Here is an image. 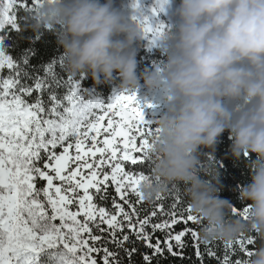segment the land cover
Returning <instances> with one entry per match:
<instances>
[{
  "label": "snow or ice",
  "instance_id": "6c2138e0",
  "mask_svg": "<svg viewBox=\"0 0 264 264\" xmlns=\"http://www.w3.org/2000/svg\"><path fill=\"white\" fill-rule=\"evenodd\" d=\"M40 3L0 0V29H17L18 13L32 17ZM165 27L145 17V38L154 43ZM47 72L53 74L51 65ZM19 75L0 48V264H167L169 257L180 264H247L253 236L224 242L221 255L220 241L200 240L190 205L143 200L145 177L126 165L152 149L155 130L136 93L105 103L69 75L58 99L45 97V80L24 85ZM122 102L134 105L117 111ZM110 189V204L101 206L99 193ZM246 212L232 207L233 215ZM180 221L184 227L174 232ZM239 252L247 258L233 259Z\"/></svg>",
  "mask_w": 264,
  "mask_h": 264
},
{
  "label": "clouds",
  "instance_id": "9594fccd",
  "mask_svg": "<svg viewBox=\"0 0 264 264\" xmlns=\"http://www.w3.org/2000/svg\"><path fill=\"white\" fill-rule=\"evenodd\" d=\"M174 15V28L157 38L166 62L140 74L133 45L145 38L146 16L139 6L126 14L113 0H41L30 27L58 30L69 75L100 84L115 72L124 91L136 93L143 80L162 93L166 110L155 121L151 149L157 182H141L143 200L151 204L167 184L182 182L200 240L231 243L254 232L259 243L247 264H264V0H180ZM226 130L235 160L256 157L251 182L240 190L250 202L246 218L218 195L211 164L198 166L199 150L214 152Z\"/></svg>",
  "mask_w": 264,
  "mask_h": 264
},
{
  "label": "trees",
  "instance_id": "16d2710c",
  "mask_svg": "<svg viewBox=\"0 0 264 264\" xmlns=\"http://www.w3.org/2000/svg\"><path fill=\"white\" fill-rule=\"evenodd\" d=\"M103 3L104 0H101ZM114 6L121 10L123 0H113ZM34 23L32 17L26 16L24 12L18 13L17 29H12L7 26L2 31L3 48L18 65L19 79L24 85H33L38 80H45L48 87L44 95H55L58 99H62L66 95V80L69 76L66 69V61L63 48L58 44V30L41 28L39 31H33L30 25ZM166 54L162 49H145L142 48L136 53L137 73L140 74L145 68L153 69L155 66H162L166 62ZM53 68V74H49L47 69L49 66ZM7 75V70L4 72ZM80 82L83 90L89 92L91 96H96L104 101H108L117 91H124L120 88V77L117 73H113V78L107 83L96 84L90 76L78 74L74 77ZM102 79V78H101ZM144 82L140 81L141 87L137 90H142ZM164 112H155L153 116L145 118L147 125L155 130V121L158 120ZM151 120V121H150ZM232 138L228 130L221 134L218 139L215 151L210 149L199 150V167L203 168L206 164L211 166L218 173V180L221 185V190L218 193L220 198L228 200L233 207L244 208L250 202L240 199V190L242 187L251 182L250 167L252 161L256 159L254 154L241 156L240 160H235L232 157L230 148ZM156 153L148 150L146 153L140 154L137 163L128 162L127 170L133 174H140L145 179L157 182L152 175L156 161ZM202 179L210 177L201 172ZM114 191L102 190L99 193V203L101 206H108L112 200ZM162 203L169 206L172 203L179 201L183 205H189V198L186 195V186L182 182H174L165 186V191L161 195ZM151 207V205H148ZM184 227L182 221L177 225H173L174 232H179ZM157 236L163 238L162 232H157ZM255 238L256 244L259 241L256 239V234L249 233ZM239 239V238H237ZM223 241H220V254H223ZM242 252L235 254L233 259H246ZM167 264H180V261L169 257Z\"/></svg>",
  "mask_w": 264,
  "mask_h": 264
},
{
  "label": "rangeland",
  "instance_id": "374dc122",
  "mask_svg": "<svg viewBox=\"0 0 264 264\" xmlns=\"http://www.w3.org/2000/svg\"><path fill=\"white\" fill-rule=\"evenodd\" d=\"M180 0H123V6L121 11L130 14L134 10V6L138 4L141 11L146 17L150 19L153 24H164L166 27L165 32L170 31L174 28L177 18L174 15L175 8L179 5ZM162 7V11L159 12L157 16L152 15L153 8ZM7 27V26H6ZM4 29V28H3ZM0 29V48H3L2 41V31ZM136 53L142 48L145 49H163V45L160 40H156L154 43H150L148 38H144L142 41L137 42L133 45ZM4 49V48H3ZM122 91H117L116 94L121 93ZM114 94L113 97L116 95ZM137 100L139 101L140 107L143 110L144 119L151 118L155 112H164L166 110V105L160 91H149L147 88L142 86L140 92H136ZM93 98L101 100L105 103L109 102L104 101L96 96ZM134 105V102H122L120 108L117 111H123L125 109H131ZM117 120L120 119L119 116L116 117ZM151 121V120H150ZM131 122V121H130ZM136 175V174H135ZM139 176H142L138 174ZM173 227V226H172Z\"/></svg>",
  "mask_w": 264,
  "mask_h": 264
}]
</instances>
